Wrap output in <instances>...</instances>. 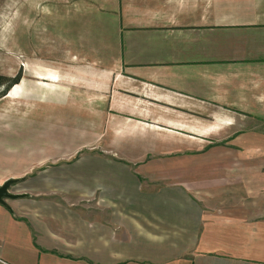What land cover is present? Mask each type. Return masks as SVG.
<instances>
[{
	"label": "crops",
	"instance_id": "obj_1",
	"mask_svg": "<svg viewBox=\"0 0 264 264\" xmlns=\"http://www.w3.org/2000/svg\"><path fill=\"white\" fill-rule=\"evenodd\" d=\"M71 2L72 63L55 77L125 78L147 100L210 111L226 128L246 118L248 137L233 144L264 151V0ZM68 181L41 175L33 198L13 200L9 216L0 209L9 227L0 262L264 264V207L196 189L142 192L128 175ZM62 183L75 185L56 191Z\"/></svg>",
	"mask_w": 264,
	"mask_h": 264
},
{
	"label": "rangeland",
	"instance_id": "obj_2",
	"mask_svg": "<svg viewBox=\"0 0 264 264\" xmlns=\"http://www.w3.org/2000/svg\"><path fill=\"white\" fill-rule=\"evenodd\" d=\"M71 1L0 0V75H19L0 97V185L21 178L10 191L35 194L41 175L75 183L128 175L142 192L196 189L205 198L264 207V151L233 144L248 137V119L226 128L210 111L147 100L151 95L125 78L105 84L66 70L54 76L56 67L72 63L78 15ZM1 210L0 246L7 252Z\"/></svg>",
	"mask_w": 264,
	"mask_h": 264
},
{
	"label": "water",
	"instance_id": "obj_3",
	"mask_svg": "<svg viewBox=\"0 0 264 264\" xmlns=\"http://www.w3.org/2000/svg\"><path fill=\"white\" fill-rule=\"evenodd\" d=\"M22 179L20 178H10L5 180L0 185V206L7 211L11 212L7 201H13L18 199L26 198V194H15L10 191V189L16 184L20 183Z\"/></svg>",
	"mask_w": 264,
	"mask_h": 264
},
{
	"label": "trees",
	"instance_id": "obj_4",
	"mask_svg": "<svg viewBox=\"0 0 264 264\" xmlns=\"http://www.w3.org/2000/svg\"><path fill=\"white\" fill-rule=\"evenodd\" d=\"M18 82L19 75L14 78H7L0 75V97H3Z\"/></svg>",
	"mask_w": 264,
	"mask_h": 264
},
{
	"label": "built area",
	"instance_id": "obj_5",
	"mask_svg": "<svg viewBox=\"0 0 264 264\" xmlns=\"http://www.w3.org/2000/svg\"><path fill=\"white\" fill-rule=\"evenodd\" d=\"M0 264H5V263H3V262H0Z\"/></svg>",
	"mask_w": 264,
	"mask_h": 264
}]
</instances>
